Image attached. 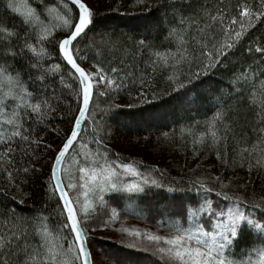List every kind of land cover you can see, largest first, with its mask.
<instances>
[{
	"label": "snow or ice",
	"instance_id": "snow-or-ice-1",
	"mask_svg": "<svg viewBox=\"0 0 264 264\" xmlns=\"http://www.w3.org/2000/svg\"><path fill=\"white\" fill-rule=\"evenodd\" d=\"M137 3L151 11L148 0ZM184 7V0H158L156 8L175 21L161 50L147 39L132 46L103 34L89 39L96 24L89 0H0V264H95L92 222L107 226L120 217L116 207L109 211L105 194L131 198L153 190L190 195L172 197L178 203L166 211L173 219L160 221L167 235L118 228L141 241L129 248L150 251L160 264H264V196L257 199L247 181L228 175L245 168L248 176L264 175V36L253 38L264 27V0H217L191 16ZM217 69H231L227 90L214 94L205 130L193 133L196 121L187 132L193 155L207 150L221 172L200 175L197 165L191 178L177 179L110 150L96 120L99 98L127 93V107L135 108L160 98L155 90L148 98L157 75L170 93H183ZM242 111L255 117L251 137ZM57 119L67 120V130L51 126ZM47 135L56 136L57 147L45 142ZM45 158L48 200L26 214L22 206L31 196L23 188L43 172L36 165ZM119 198L111 197L117 205Z\"/></svg>",
	"mask_w": 264,
	"mask_h": 264
},
{
	"label": "trees",
	"instance_id": "trees-1",
	"mask_svg": "<svg viewBox=\"0 0 264 264\" xmlns=\"http://www.w3.org/2000/svg\"><path fill=\"white\" fill-rule=\"evenodd\" d=\"M96 12V24L89 32L88 38L95 37L97 41L101 35L112 36L121 41H125L128 46H132L134 41L147 39L154 45L167 47L164 37L167 30L174 25L172 12L165 14L163 10L157 9L158 0H148L151 11L138 5L137 0H89ZM217 0H184L183 14L191 16L200 9V6L207 3L209 6L215 4ZM2 11V9H0ZM179 15V13L177 14ZM172 22V24H170ZM264 36V27L259 28L253 33V38ZM187 71V69H185ZM231 73L224 69H217L207 77H202V83L190 86V90L183 93H170V87L163 75H157L152 83V88L148 89V98L152 100V91L161 93L159 99L152 103L138 105L135 108H128L129 96L121 93L112 98H99V107L103 111H98L96 120L102 125L108 135L104 138L112 152H119L122 156L130 158L132 161H140L143 165L151 168H161L167 170L170 177L185 179L193 176V169L197 165L209 162L212 168L221 172L215 156L207 150L201 152L198 157L193 155L191 140L193 139L187 129L196 121L201 122L192 129L193 133L198 134L204 131L203 122L210 119L215 106V96L218 91L227 90V81ZM132 95H136V88H132ZM201 98H211L212 102L201 103ZM119 104L116 108L113 105ZM72 107L76 105L73 102ZM240 123L244 125V131L249 137L250 125L255 123V117L251 112L242 111ZM52 127L67 130V120L53 121ZM87 132L83 134L85 142L91 140V121L85 125ZM184 129V137L181 139V130ZM239 131V129H238ZM169 133L171 141H166L163 133ZM147 137V139H145ZM45 142L51 143L53 147L58 146V139L55 135H47ZM254 142V137L250 139L248 147ZM91 149L96 145L90 144ZM43 149L37 152L39 156ZM46 154L45 156H49ZM47 158L37 163V168L43 166V172H36L29 177V182L23 188V192L29 193L31 198L25 201L22 206L26 214H31L34 210L44 209L48 197L45 194L44 181L47 174ZM215 165V167H214ZM199 170V169H198ZM199 173V172H197ZM214 174V173H213ZM228 175L238 176L243 181L249 183V193H255L257 199L264 196V175H257L254 171L248 176L247 169H237L235 172L228 171ZM245 177V178H242ZM156 195L132 196L127 194L106 193L105 198L109 201V211L116 207L120 217L116 222H110L107 226L92 222V227L96 231L90 233L92 240V252L95 264H160L157 257L150 251L141 248H129L130 242H141L131 236H127L119 231L120 227L138 228L142 233L151 231L160 235H167V231L161 226L160 221L173 219L166 211L170 205L178 202L172 200L173 196L186 197V193H160L153 190ZM13 194L10 192V195ZM113 195H119V205L112 201ZM19 199V196L17 197ZM55 207V201L48 204L46 214ZM107 219V216L103 217ZM125 221L132 222L134 226H129Z\"/></svg>",
	"mask_w": 264,
	"mask_h": 264
},
{
	"label": "rangeland",
	"instance_id": "rangeland-1",
	"mask_svg": "<svg viewBox=\"0 0 264 264\" xmlns=\"http://www.w3.org/2000/svg\"><path fill=\"white\" fill-rule=\"evenodd\" d=\"M195 168H197V167H195ZM198 172H199V173H197V174H200V175H204V174H206V173H208V172H212V173L216 174V173H217V169L212 168V166H210V163L207 162V163L202 164L201 167H199ZM237 177H238V176H237ZM242 178H245V177H242ZM125 222H126L129 226H131V225L134 226V224H133L132 222H129V221H125ZM98 264H100V263L98 262Z\"/></svg>",
	"mask_w": 264,
	"mask_h": 264
}]
</instances>
